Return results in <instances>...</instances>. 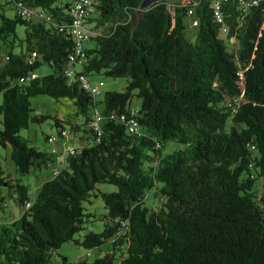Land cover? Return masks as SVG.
I'll use <instances>...</instances> for the list:
<instances>
[{"label":"trees","instance_id":"obj_1","mask_svg":"<svg viewBox=\"0 0 264 264\" xmlns=\"http://www.w3.org/2000/svg\"><path fill=\"white\" fill-rule=\"evenodd\" d=\"M214 1H162L134 27L142 0H93L87 26L96 35L81 65L71 61L74 0H15V16L0 15V146L18 175L0 167V207L25 209L0 223V264H49L69 241L97 257L64 264H264V0L228 1L223 23ZM20 2L32 17L18 16ZM42 66L52 72L38 75ZM80 74L127 85L106 92L100 110ZM40 95L69 99L74 112L55 119L60 166L32 192L22 177L55 162L20 134L47 119L34 113ZM169 143L182 148L165 155ZM99 197L100 217L84 206ZM98 220L102 231L76 238Z\"/></svg>","mask_w":264,"mask_h":264},{"label":"rangeland","instance_id":"obj_2","mask_svg":"<svg viewBox=\"0 0 264 264\" xmlns=\"http://www.w3.org/2000/svg\"><path fill=\"white\" fill-rule=\"evenodd\" d=\"M12 4L9 5L7 10H3L0 8V15L4 14L8 18L14 17V11H13ZM91 24V23H90ZM94 25V24H92ZM0 26H1V18H0ZM17 32L19 36L25 35V27L18 26ZM187 35L191 38V40L195 39L196 36V30L192 27H188L187 29ZM85 47H91L92 43L86 41L84 42ZM233 46V45H231ZM5 49L3 47L2 52L0 54V66L4 64L5 62ZM52 70L47 66H42L40 69L37 70L38 75H46L51 73ZM91 83L95 86L100 82H103L104 85L101 86L100 92L97 94L96 99L99 102V109H103V101L105 98L106 92L109 91H118L122 92L125 90L127 85V78H113V77H106L103 75H93L90 77ZM31 102L34 108V113L37 115H43L46 116L47 119L40 123V124H31L28 129L21 131V136L28 140L31 146H34L41 152H46L49 154H53L52 157L55 160V162L49 163V168L44 170H38L39 175L49 174V176L53 175V169L57 166H60V154L64 152V143L65 140L62 138H59V142L56 144H51L46 140V136L50 135H57L59 134L60 129L55 126V119H65L68 115H72L74 112V107L72 102L69 99L66 98H59L55 99L53 97L40 95L35 96L31 98ZM140 100L138 98H134L133 100V106L138 107L140 105ZM2 127L0 123V128ZM182 148L181 145L176 143H169L164 148L163 153L169 154L173 152L174 150H178ZM53 149H56L58 153L54 152ZM0 167H2L6 174L11 176L12 178L17 177V171L16 167L14 165V162L11 158V149L3 148L0 146ZM48 177H37L36 175H30V176H24L22 177V180L25 185L29 186L31 191L34 192L35 186L38 187L42 182L47 180ZM100 188L103 191L111 192L115 191L117 188L113 185H107V184H100ZM93 203L90 204L89 202H85L84 206L87 209V212H94L97 214L98 217H100L102 214H104L106 211L104 209V203L103 200L99 198H92ZM1 205V204H0ZM14 210L16 216L15 219H19L22 215V213L25 211L24 208H21L19 205L12 202V200H8V206L2 209L0 207V218L2 221L7 220L8 222L11 219L10 212ZM0 220V221H1ZM93 220V219H92ZM103 222L101 220H98L94 223H87L86 230L82 231L80 234L76 235V238L81 239L87 232L89 231H95L100 232L103 230ZM106 249V246L102 247V251ZM98 250H86L85 248L75 244L73 241H69L67 243H64L57 251L54 252L52 259L49 264H64L63 257H66L70 263H75L77 261L81 260H88L89 262H92L97 257ZM88 253H92V256L87 257Z\"/></svg>","mask_w":264,"mask_h":264},{"label":"built area","instance_id":"obj_3","mask_svg":"<svg viewBox=\"0 0 264 264\" xmlns=\"http://www.w3.org/2000/svg\"><path fill=\"white\" fill-rule=\"evenodd\" d=\"M228 1L230 0H215L212 4L214 18L218 23L224 22V16L222 12L223 5ZM234 1L240 2L245 8H248L250 6L258 5V3L261 0H234ZM92 4H93V0H74L70 8L71 25L69 31L75 37L77 44L76 52L71 57V61L73 63H76L77 65L86 63L87 53L84 48V42L90 40L91 37L96 35V32L88 28L87 26ZM194 9H195L194 7L189 8L188 13L192 17V25L198 26L199 20L195 18ZM34 12L35 11L29 10L27 7H24V5L21 2L18 3V11H17L18 16L22 18H30L33 16ZM63 28L64 27L61 28V31H63ZM78 79L80 81L82 88L89 91L93 95H97L100 92L101 86L104 85L103 82H100L94 86L89 80V78L84 74H80L78 76ZM127 123L129 125V129L131 132H138V121L135 118V115H133L130 119H128ZM96 129L98 130L99 127L97 126ZM67 136L68 134L66 131L62 132L63 138ZM58 140H59L58 136L52 135L49 137L48 142L51 144H56L58 143ZM53 150L54 152H57L56 149ZM65 152L66 153L70 152V154H73L75 150L71 146H66ZM54 173L57 174L58 170H55Z\"/></svg>","mask_w":264,"mask_h":264},{"label":"water","instance_id":"obj_4","mask_svg":"<svg viewBox=\"0 0 264 264\" xmlns=\"http://www.w3.org/2000/svg\"><path fill=\"white\" fill-rule=\"evenodd\" d=\"M162 1H168L169 3L176 4L180 2L181 0H142V3L137 12V20H136L134 27H136L139 24L140 20L144 17L146 10H148L154 4L162 2Z\"/></svg>","mask_w":264,"mask_h":264},{"label":"crops","instance_id":"obj_5","mask_svg":"<svg viewBox=\"0 0 264 264\" xmlns=\"http://www.w3.org/2000/svg\"><path fill=\"white\" fill-rule=\"evenodd\" d=\"M14 2H15V0H0V8L1 9H3V10H7L8 9V7H9V5L10 4H12V5H14ZM13 11H14V13H15V5L13 6ZM14 16H15V14H14ZM35 20H37V19H35ZM34 175H36L37 177H48L47 178V180L48 179H51V177L52 176H49V174H44V175H39L38 173H33ZM32 174V175H33ZM46 181V180H45ZM40 186V185H39ZM38 186V187H39ZM38 187H36L35 189H37ZM10 215H11V219H9V220H17V219H15L14 217L16 216V214H15V212H14V210H12L11 212H10ZM2 217V215L0 216V218ZM1 220V219H0ZM7 222V220H4V221H0V223H6Z\"/></svg>","mask_w":264,"mask_h":264},{"label":"bare ground","instance_id":"obj_6","mask_svg":"<svg viewBox=\"0 0 264 264\" xmlns=\"http://www.w3.org/2000/svg\"><path fill=\"white\" fill-rule=\"evenodd\" d=\"M225 18V17H224Z\"/></svg>","mask_w":264,"mask_h":264}]
</instances>
